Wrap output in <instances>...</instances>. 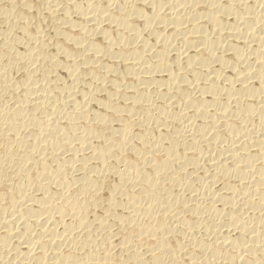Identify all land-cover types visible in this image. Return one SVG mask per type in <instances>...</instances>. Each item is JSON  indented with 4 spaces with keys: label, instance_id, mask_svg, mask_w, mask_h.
I'll return each instance as SVG.
<instances>
[{
    "label": "bare ground",
    "instance_id": "6f19581e",
    "mask_svg": "<svg viewBox=\"0 0 264 264\" xmlns=\"http://www.w3.org/2000/svg\"><path fill=\"white\" fill-rule=\"evenodd\" d=\"M0 264H264V0H0Z\"/></svg>",
    "mask_w": 264,
    "mask_h": 264
}]
</instances>
